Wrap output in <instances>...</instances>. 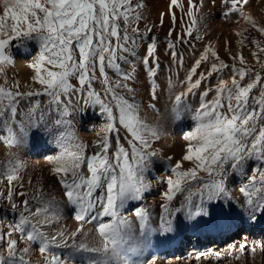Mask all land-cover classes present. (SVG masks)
Returning a JSON list of instances; mask_svg holds the SVG:
<instances>
[{
    "label": "snow or ice",
    "instance_id": "obj_1",
    "mask_svg": "<svg viewBox=\"0 0 264 264\" xmlns=\"http://www.w3.org/2000/svg\"><path fill=\"white\" fill-rule=\"evenodd\" d=\"M250 2L223 0V16L238 14L264 36V26L246 11ZM186 5L170 0L159 25L141 28L143 0H0V144L9 149L0 160L4 186L0 203L6 202L16 214L8 230L0 232V264H33L30 246L37 242L42 260L35 264H139L138 257L151 244L153 234L166 235L186 224L211 226L217 219L216 209L224 217L246 213L253 222L258 214L264 216V60L259 55L264 54V46L251 41L259 70L248 66L242 52L233 54L228 41L225 51L232 64L221 59L212 45L205 46L180 81L183 90L173 94L170 110L163 113L158 107L163 93L157 84L158 38L150 34L164 24L165 15L171 17L166 48L172 62L182 67L183 56L176 48L190 43L185 37L194 33V39H203L200 26L206 19L204 0H186ZM174 8L182 14V33L175 40ZM247 30L236 31L242 37L238 46H246L243 33ZM149 40L141 56V44ZM29 42L38 51L26 65L32 73L29 80L21 84L7 70L15 64L13 48L28 53ZM137 61L148 85L144 105L137 100ZM205 64L207 68L201 70ZM205 83L208 86L200 91ZM175 86L169 78L168 90ZM197 94L195 126L183 134V154L169 163L170 175L163 181L166 189L160 193L158 227L153 226V213L143 205L133 207L134 219L128 218L122 210L150 192L147 176L161 156L154 148L161 138L160 123H149L141 115L142 107L161 120L180 121L192 111L188 97ZM88 110L103 120L91 143L76 131ZM41 132L58 149L48 158L49 174L59 184L64 203L72 207L77 222L72 230L56 227L60 201L42 183L33 185L29 178L31 194L17 191L24 189L25 165L13 150ZM167 159L171 162L173 157ZM235 176L247 180L239 188L242 201H233L229 190ZM17 196L22 198L19 202ZM246 251L254 255L256 248L242 244L236 259ZM147 264H156V257Z\"/></svg>",
    "mask_w": 264,
    "mask_h": 264
},
{
    "label": "rangeland",
    "instance_id": "obj_2",
    "mask_svg": "<svg viewBox=\"0 0 264 264\" xmlns=\"http://www.w3.org/2000/svg\"><path fill=\"white\" fill-rule=\"evenodd\" d=\"M181 2L185 4L186 8V0H181ZM143 3L145 5L143 9L144 19L141 21L140 27L143 28L145 24L159 25L160 14L168 12L170 0H143ZM225 10L226 6L223 3V0H215L214 3L210 2V0H204L203 13L206 17L204 22H209L213 25L211 27L212 33L210 32L208 36H204L200 33L203 37L201 40L194 39V33L193 37H185L190 43H183L177 46L176 51L183 56L182 67L178 63L174 64L172 62V58L166 48L168 31L172 27L171 17L165 15L164 24L153 29V32L150 35H155L158 38L157 56L159 57L161 66L157 84L163 89L161 101H163V103L166 102V105L164 104L165 110H170L173 94L177 91L179 92L183 90L180 81L184 79L188 69L192 66L195 60L199 58L207 45H212L219 53L221 59L232 64L233 61L229 59L228 52L225 51V41H228L227 48L233 54L237 51L242 52L248 61V66L256 67V69L259 70L256 61L251 55V52L256 50L251 41L255 39L261 44V46H264V36L241 20L238 14H232L230 17L225 18L223 16ZM173 11L177 16V23L172 37V39L175 40L176 35L182 33V28L179 23L182 14L178 8H174ZM246 11L250 13L259 24L261 23L260 25L264 26V0H251L247 5ZM185 23H187L186 18ZM240 29H248L243 33V35L247 37V40H245L246 46L243 47L238 46L237 44V41L242 39V37L235 34L236 31ZM148 42H150V40L141 44L139 49L141 56L145 54ZM13 53L14 56L23 59L28 57V54L15 48H13ZM259 55L261 60H264V54ZM136 64L137 73L140 77L139 83L136 84L137 93H139V95H137V100L144 105L147 104L149 99L148 85L142 65H140L138 61ZM207 66L208 65L205 64L201 70L206 69ZM239 66L240 65L237 62V67ZM14 70V66H10L7 70L8 75L11 71L14 72ZM159 76L161 78H159ZM228 76L229 73L226 71L224 73V78L228 79ZM169 78H172L171 80L174 83L177 82L176 79L178 80V82L175 83L176 87L173 88L171 92L167 88ZM0 82H2V80H0ZM211 83L213 85L216 83L215 75L211 78ZM207 86V83L202 85L200 91H203ZM212 95H214V93L210 94L208 98L211 99ZM188 104L191 106L192 111L186 114V118H182L180 121L172 120V123L170 120L168 122L165 121V124L168 123V126L165 125L161 131V134L165 137V141L162 144H159L158 140L154 144V148L160 150L161 156L154 161L153 167L147 176L151 185V190L149 193L145 194L144 200L130 202V204L126 206V209L122 210L123 215L128 218L134 219L132 216L133 207L143 205L148 207L153 213V226L158 227V217L161 211L160 204L162 203L160 193L166 189V184H164L163 181L168 175H170L168 166L169 163H172V161H168L167 157L171 156L174 158V152L181 149L184 145V140L182 138L183 134L191 131L195 126V121L192 120V116L195 109L199 106V95L197 94L195 97L189 96ZM143 111L144 108L142 107V114ZM92 112L93 110H88L84 115L89 117ZM83 122V118L81 117L80 123L77 124L76 128L77 135L82 140L91 143L96 138V136L93 135L96 130H99L102 121L100 119H98L97 122L94 121L96 125L91 126L87 130L81 129L78 126ZM148 122L150 121L148 120ZM22 148L23 149L19 152L17 151V154L19 157L21 156L20 159L25 165L21 172L24 189L18 188L17 191L23 190L31 194V188L28 184L29 178H31L33 185L38 181L42 183L45 190L54 193L57 200L60 201L61 219L56 227H65L69 230L74 229L77 222L74 220L72 207L64 203L59 184L49 174V168L51 165L48 162V158L54 156L58 151L52 142V138L46 133L41 132L35 137L30 136L29 142ZM8 151L9 149L0 144V160L5 159ZM247 175H251V171H249ZM246 182V177L241 176H235L229 181V190L233 201H242L243 198L239 193V188ZM3 187V184H0V189H3ZM150 198L154 199L152 203L149 202ZM15 199L19 202L22 198L17 196ZM173 204L174 206H178L179 201H174ZM234 207H236L235 204ZM209 208L211 210L212 206L209 205ZM216 211L217 219L211 226L193 228L186 224L185 226L178 228L176 231L166 235H160L159 233L153 234L151 237V244L144 248L143 252L138 257L139 264H147V262L153 257H156V264H264V216L258 214L257 220L253 222L247 218L246 213H240L239 215L233 214L230 217H224L219 214V209H216ZM237 211L239 212L238 208ZM0 216V232H6L9 228V224L16 218V214L7 207L6 202H2L0 203ZM180 219L183 220V214L180 215ZM242 244H246L248 249L255 247L256 253L251 255L246 251L242 258L237 260L236 257L241 255L240 246ZM20 246H24L23 242H21ZM30 248H33L30 256L32 257V260L35 259L33 264H35L36 261L42 260L38 242L33 243ZM217 254H219V258H217Z\"/></svg>",
    "mask_w": 264,
    "mask_h": 264
},
{
    "label": "bare ground",
    "instance_id": "obj_3",
    "mask_svg": "<svg viewBox=\"0 0 264 264\" xmlns=\"http://www.w3.org/2000/svg\"><path fill=\"white\" fill-rule=\"evenodd\" d=\"M257 13V12H256ZM0 14H2V9H0ZM208 24H209V26L210 27H212L213 25H211L209 22H208ZM261 24V23H260ZM214 28V27H213ZM212 28V29H213ZM215 32V31H214ZM212 33V32H211ZM28 48H29V52L28 53H26V54H28V57L27 58H25V59H23V58H20V57H17V56H14L15 57V64L13 65L14 66V68H15V70H14V72L13 71H11L10 73H9V75H10V77H12V76H15L16 78H18L19 80H20V82H21V84H23V83H25V82H27L28 80H29V77H30V75L32 74L31 73V71L27 68V63H29L30 61H31V59H32V57H34L36 54H37V51H38V46L37 45H35L33 42H29V45H28ZM17 51V50H16ZM21 51V50H20ZM14 54V53H13ZM18 54V53H17ZM26 56V55H25ZM17 71V72H16ZM164 74V73H163ZM161 76V75H160ZM159 76V78H161ZM163 78V77H162ZM158 79V78H157ZM168 79V78H167ZM172 79V78H171ZM160 80V79H159ZM176 81L178 82V80L176 79ZM177 82H175V83H177ZM138 87V86H137ZM176 87V86H175ZM178 92V91H177ZM138 95H139V93H138ZM145 95V94H144ZM168 95V94H167ZM166 97H168V96H166ZM173 98V97H172ZM145 100V99H144ZM166 103V102H165ZM165 103H163V101H161V99H160V102H159V104H158V107L161 109V111L163 112V113H167L168 112V110H165L164 108V104ZM166 105V104H165ZM168 105H169V103H168ZM167 109V108H166ZM141 115L143 116V117H145L147 120H149L150 122L149 123H155V122H159L160 123V127H161V131L163 130V128H164V126L165 125H167V124H165V121H169V120H167L166 118L165 119H163V120H161L160 119V117L159 116H157L155 113H152V112H148V111H143V114L141 113ZM87 115H83L82 116V118H83V123L82 124H79L78 126L81 128V129H85V130H87V129H89L91 126H95L96 125V123L94 122V121H98V119H100L102 122L100 123V125L103 123V120H102V118L101 117H99V115L98 114H95L94 113V111L92 112V113H90V115H89V117L87 116ZM90 120V121H89ZM171 121V123H172V120H170ZM170 124V123H169ZM168 126V125H167ZM94 128V127H93ZM165 131V130H164ZM163 131V132H164ZM96 132H97V130H96ZM96 132L94 133V135L93 136H96ZM90 136V135H89ZM92 136V135H91ZM165 137L161 134V138L159 139V144H162L164 141H165V139H164ZM185 141H184V145H185ZM184 145L181 147V149H178V150H176L175 152H174V158H173V160H172V163L174 164L175 163V161L176 160H179L180 159V157H181V155L183 154V150H184ZM22 147H24V146H22ZM19 148V149H14V150H16V152L18 151H20L21 149H23V148ZM21 153V152H20ZM20 155V154H19ZM21 157V156H20ZM188 166H190V165H188V164H185V167H188ZM156 199V198H155ZM154 201V199H152V198H150L149 199V202L150 203H152ZM10 216V215H9ZM1 217V216H0ZM6 217V216H5ZM0 222H1V220H0ZM38 249V248H37ZM33 250V248H31V251ZM38 253V252H37ZM30 256H31V253H30ZM42 257V256H41ZM30 258H32V257H30ZM32 260V259H31ZM35 259H33L32 261H34ZM39 260V259H38Z\"/></svg>",
    "mask_w": 264,
    "mask_h": 264
},
{
    "label": "built area",
    "instance_id": "obj_4",
    "mask_svg": "<svg viewBox=\"0 0 264 264\" xmlns=\"http://www.w3.org/2000/svg\"><path fill=\"white\" fill-rule=\"evenodd\" d=\"M211 32V27L209 26L208 22H203L200 26V33L204 36H208Z\"/></svg>",
    "mask_w": 264,
    "mask_h": 264
}]
</instances>
